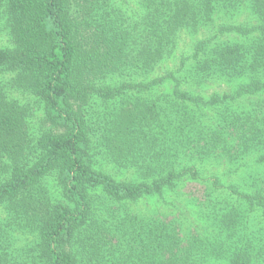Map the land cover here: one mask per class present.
<instances>
[{
	"label": "trees",
	"instance_id": "obj_1",
	"mask_svg": "<svg viewBox=\"0 0 264 264\" xmlns=\"http://www.w3.org/2000/svg\"><path fill=\"white\" fill-rule=\"evenodd\" d=\"M0 20V264H264V0Z\"/></svg>",
	"mask_w": 264,
	"mask_h": 264
},
{
	"label": "rangeland",
	"instance_id": "obj_2",
	"mask_svg": "<svg viewBox=\"0 0 264 264\" xmlns=\"http://www.w3.org/2000/svg\"><path fill=\"white\" fill-rule=\"evenodd\" d=\"M3 24V21L0 20V47L2 46H5L8 42H7V39H8V36L6 34V29L4 28V26L2 25ZM191 39H194L193 38H190L189 36H184L182 37L181 41V45H180V48L179 49H187V47H189L190 45V42H191ZM185 190L187 191L188 188L186 187ZM168 198H173V197H168ZM176 204H178V206L180 207H184L182 203H180L179 199H176ZM139 205H142V206H153V205H163L162 204V199L161 198H158V197H154V198H149V199H143ZM168 205V204H167Z\"/></svg>",
	"mask_w": 264,
	"mask_h": 264
}]
</instances>
